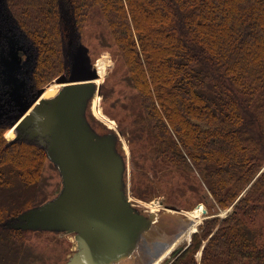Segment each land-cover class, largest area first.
Listing matches in <instances>:
<instances>
[{"label":"trees","instance_id":"trees-1","mask_svg":"<svg viewBox=\"0 0 264 264\" xmlns=\"http://www.w3.org/2000/svg\"><path fill=\"white\" fill-rule=\"evenodd\" d=\"M4 3L33 50L31 88L50 63L51 73L64 69L63 34L75 35L98 10L138 97L129 127L120 129L134 166L194 172L218 209L232 206L204 219L172 264H264V0ZM9 126L0 120V190L36 184L47 156L34 140L6 137ZM152 188L133 190L153 197ZM26 202L11 212L0 204V246L22 236L9 222L34 206Z\"/></svg>","mask_w":264,"mask_h":264},{"label":"water","instance_id":"water-1","mask_svg":"<svg viewBox=\"0 0 264 264\" xmlns=\"http://www.w3.org/2000/svg\"><path fill=\"white\" fill-rule=\"evenodd\" d=\"M2 5L3 2L0 100L4 101L0 103V116L16 127V137L34 140L45 148L46 155L59 167L64 182L63 192L55 200L21 212L9 224L22 230L74 232L77 250L65 264H150L151 260L145 261L150 237L169 233L171 245L176 227L165 220L170 215L179 222L187 218L173 213L180 211L173 207L169 208L171 211L149 217L131 207L123 191L124 166L115 149L114 136L95 134L83 116L97 74L86 64L82 47L74 42L67 48L69 70L61 80L91 81L86 93L71 92L66 85L54 98L38 99L39 94L29 85L33 68V62H29L33 59L27 51L31 47ZM183 249V246L174 249L164 263Z\"/></svg>","mask_w":264,"mask_h":264},{"label":"rangeland","instance_id":"rangeland-1","mask_svg":"<svg viewBox=\"0 0 264 264\" xmlns=\"http://www.w3.org/2000/svg\"><path fill=\"white\" fill-rule=\"evenodd\" d=\"M2 2L5 5L4 0ZM7 14L9 15L8 11ZM148 21L150 25L155 24V19L151 16L148 17ZM65 22L64 27H67ZM15 27L17 28V26ZM18 31L21 32L19 29ZM22 35L24 34L22 33ZM24 37L26 39L25 35ZM63 37L64 40L60 44V49L63 54L64 69H56L51 73L54 64L50 63L52 68L46 72L47 74L40 73L33 76L32 91L39 94L38 99L54 98L65 88L67 84L61 79L66 77L69 70L67 48L70 44L78 42L84 51L86 64L90 70L97 74V77L99 76L98 62L103 60L105 64L100 78H95L96 81L92 82L93 89L85 101L83 116L95 134L114 136L115 149L121 156L124 166L122 174L123 191L131 207L146 217L151 214L160 215L164 211H171L169 208L173 207L180 210L173 213L178 214L182 219L186 218L185 212L193 210L198 205H202L203 209L206 210L205 212L202 211L201 218L189 236L174 240L171 245L167 244L169 248L160 253L162 256L155 264H166L164 259L168 258L174 249L179 246H183L185 249L191 243L193 233L198 230L199 224L204 219L222 218L232 209V206L226 209H218L207 191L206 185L194 172L183 176L177 172L168 173L164 170L152 169L146 164L142 169L138 164L134 166L130 157V145L127 136L120 129L129 127L132 121V109L130 108L136 105L138 97L128 79L127 68L120 52L100 12L91 10L87 20L77 30V33L75 32V35L70 32L63 34ZM28 44L30 45V43ZM31 52H33L32 49ZM52 84L55 85L53 89L50 88ZM3 101L4 99H1L0 103ZM96 108L100 114L96 112ZM0 120H2L1 116ZM17 133L16 127L10 125L5 135L12 138ZM147 185L153 187L152 191L156 193L155 196L139 197L134 194V187L143 189ZM63 189L64 182L60 169L47 155L40 180L34 185L25 186L18 183L11 190H0V204L10 207L9 212L17 206H22L26 201V203L34 205L32 207H39L55 200L63 192ZM13 204L15 205L13 206ZM259 227L264 233V217H260ZM74 235V232L58 229H24L20 238L7 240L5 247L0 246V264H65L77 250ZM169 237L170 234L166 232L151 236L149 239L150 249L147 252L149 256L146 254L145 261H153L155 252L166 243ZM205 241H201L199 249L195 252L197 262L200 260ZM175 257L169 264H172Z\"/></svg>","mask_w":264,"mask_h":264},{"label":"bare ground","instance_id":"bare-ground-1","mask_svg":"<svg viewBox=\"0 0 264 264\" xmlns=\"http://www.w3.org/2000/svg\"><path fill=\"white\" fill-rule=\"evenodd\" d=\"M104 65L105 64H104L103 60H100L98 62V70H99V76L98 77L99 78L101 76V73L103 72ZM89 82H91V81L84 80V81H76V82H66L65 84L69 85L71 92H76L77 94H79L82 92L86 93V91L90 88V85L88 84ZM56 86H60V85H56ZM50 88H52V89L55 88V85H53V84L50 85ZM96 112L98 114H100V112L97 108H96ZM107 120L109 122H111L109 119H107ZM202 211H203L202 205H198L193 210L185 212V216L187 218V220H185V221L179 222L177 220H174L173 215H170L169 219L165 220V222H167L168 225H173L176 227V229L173 231L174 240H177V239H180L182 237L190 235V233L194 230L195 225L197 224V222L201 218ZM168 240L169 239H167L166 243H164L163 246H161L159 249H157L156 252L160 251L162 248H165V247H166L165 249H167L168 248L167 244L169 242ZM161 256L162 255L157 254L156 257H154L153 261L150 264H155Z\"/></svg>","mask_w":264,"mask_h":264},{"label":"flooded vegetation","instance_id":"flooded-vegetation-1","mask_svg":"<svg viewBox=\"0 0 264 264\" xmlns=\"http://www.w3.org/2000/svg\"><path fill=\"white\" fill-rule=\"evenodd\" d=\"M27 53H31L32 54V58L31 59L34 58V54H33V52H31V48L28 49ZM32 62H33V66H34V60H30L29 64H32Z\"/></svg>","mask_w":264,"mask_h":264}]
</instances>
